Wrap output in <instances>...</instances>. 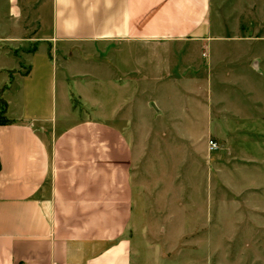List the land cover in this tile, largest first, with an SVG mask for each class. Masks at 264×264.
I'll use <instances>...</instances> for the list:
<instances>
[{
    "label": "crops",
    "instance_id": "crops-1",
    "mask_svg": "<svg viewBox=\"0 0 264 264\" xmlns=\"http://www.w3.org/2000/svg\"><path fill=\"white\" fill-rule=\"evenodd\" d=\"M227 6L0 0V90L13 122L0 126V264H132L129 138L190 139L211 121H264V22L242 32ZM26 43L35 48L13 53ZM53 46L64 48L59 61ZM54 69L59 121L45 118ZM174 91L198 114H172Z\"/></svg>",
    "mask_w": 264,
    "mask_h": 264
},
{
    "label": "rangeland",
    "instance_id": "rangeland-1",
    "mask_svg": "<svg viewBox=\"0 0 264 264\" xmlns=\"http://www.w3.org/2000/svg\"><path fill=\"white\" fill-rule=\"evenodd\" d=\"M223 2L242 32L264 22L256 14L264 16V0ZM34 48L26 43L13 53ZM50 48L59 61L64 48ZM59 79L55 69L45 71V118L58 121L66 109ZM180 92L172 93V114H198L191 96ZM156 100L145 98L153 109ZM3 109L0 90V114ZM208 126L190 139L165 133L129 138L133 215L125 237L132 264H264V121L217 120ZM209 140L217 143L213 152Z\"/></svg>",
    "mask_w": 264,
    "mask_h": 264
},
{
    "label": "trees",
    "instance_id": "trees-1",
    "mask_svg": "<svg viewBox=\"0 0 264 264\" xmlns=\"http://www.w3.org/2000/svg\"><path fill=\"white\" fill-rule=\"evenodd\" d=\"M4 102V109H3V112L0 114V126H6V125H10L12 124L13 122L11 120H9L7 117H6V103L5 101L3 100Z\"/></svg>",
    "mask_w": 264,
    "mask_h": 264
},
{
    "label": "built area",
    "instance_id": "built-area-1",
    "mask_svg": "<svg viewBox=\"0 0 264 264\" xmlns=\"http://www.w3.org/2000/svg\"><path fill=\"white\" fill-rule=\"evenodd\" d=\"M207 148H208L209 152H213L218 148V146H217V143L215 141L209 140L207 143Z\"/></svg>",
    "mask_w": 264,
    "mask_h": 264
}]
</instances>
